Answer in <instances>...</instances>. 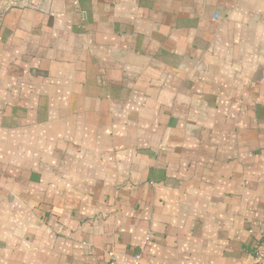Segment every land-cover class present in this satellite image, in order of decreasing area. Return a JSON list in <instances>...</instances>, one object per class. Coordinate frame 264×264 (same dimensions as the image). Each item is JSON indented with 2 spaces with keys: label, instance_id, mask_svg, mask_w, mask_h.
<instances>
[{
  "label": "crops",
  "instance_id": "obj_1",
  "mask_svg": "<svg viewBox=\"0 0 264 264\" xmlns=\"http://www.w3.org/2000/svg\"><path fill=\"white\" fill-rule=\"evenodd\" d=\"M264 0H0V264H255Z\"/></svg>",
  "mask_w": 264,
  "mask_h": 264
},
{
  "label": "built area",
  "instance_id": "obj_2",
  "mask_svg": "<svg viewBox=\"0 0 264 264\" xmlns=\"http://www.w3.org/2000/svg\"><path fill=\"white\" fill-rule=\"evenodd\" d=\"M112 256V259L106 263V264H118L114 257H113V253H110ZM254 260H255V264H264V240L263 242L257 247L255 253H254Z\"/></svg>",
  "mask_w": 264,
  "mask_h": 264
}]
</instances>
